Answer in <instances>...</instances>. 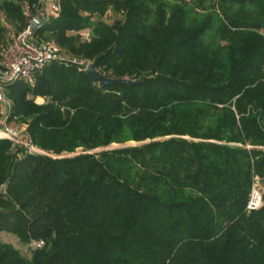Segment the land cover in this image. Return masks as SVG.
Wrapping results in <instances>:
<instances>
[{"label":"trees","instance_id":"obj_1","mask_svg":"<svg viewBox=\"0 0 264 264\" xmlns=\"http://www.w3.org/2000/svg\"><path fill=\"white\" fill-rule=\"evenodd\" d=\"M24 1L0 3L15 30ZM57 2L39 35L65 57L5 88L44 153L0 139V231L44 246L0 243V264H264V201L246 209L264 186V0ZM98 57L142 80L99 87Z\"/></svg>","mask_w":264,"mask_h":264},{"label":"built area","instance_id":"obj_2","mask_svg":"<svg viewBox=\"0 0 264 264\" xmlns=\"http://www.w3.org/2000/svg\"><path fill=\"white\" fill-rule=\"evenodd\" d=\"M21 12L25 25L15 30L7 23L0 7V139L10 142L11 152L23 148L30 153L43 154L26 132V125L16 126L17 123L10 119L8 110L11 101L6 97L5 88L16 81L34 86L37 74L52 61L65 57L62 48L53 39L46 40L39 35L44 24L58 16L60 6L57 0H25ZM11 122L15 125L12 126ZM2 189L4 191V187ZM262 205L263 191L261 184L256 183L252 186L246 209L254 211ZM29 246L39 250L44 243L31 240Z\"/></svg>","mask_w":264,"mask_h":264},{"label":"rangeland","instance_id":"obj_3","mask_svg":"<svg viewBox=\"0 0 264 264\" xmlns=\"http://www.w3.org/2000/svg\"><path fill=\"white\" fill-rule=\"evenodd\" d=\"M112 20H113V17H111V16L105 18V21L108 22V23H111ZM87 32H88L87 30H83V31L78 32L77 35H78V37H83V36H86ZM262 33L264 34V29L262 30ZM70 35H72L74 37L77 36L76 33H71ZM62 50H63V54L65 55L64 49H62ZM43 102H44V100H43L42 97H36L35 98V103L36 104H42ZM18 121L19 120L17 118H12V122L17 123L16 126L25 125L23 122L20 123ZM14 125L15 124H13L12 126H14ZM134 144L135 143L131 142V143H128L127 145H134ZM116 147H119V145L113 144L109 148H116ZM81 150H82L81 148L77 149L76 153L77 152H81ZM261 188H262V191H263V201H264V186L261 185ZM0 243L8 244V245L12 246L16 250H18L20 253H22L26 258H29L30 255H31V248H29V246L27 244L21 242L18 239V237L15 234L11 233V232L0 231Z\"/></svg>","mask_w":264,"mask_h":264},{"label":"water","instance_id":"obj_4","mask_svg":"<svg viewBox=\"0 0 264 264\" xmlns=\"http://www.w3.org/2000/svg\"><path fill=\"white\" fill-rule=\"evenodd\" d=\"M100 57L96 58L93 62L87 65L86 72L87 74L98 83L99 87L103 86H114V85H134L139 83L142 78L138 80H131L127 78H109L102 75L97 69L98 61Z\"/></svg>","mask_w":264,"mask_h":264}]
</instances>
